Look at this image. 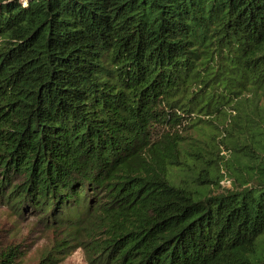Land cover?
<instances>
[{
    "label": "trees",
    "instance_id": "16d2710c",
    "mask_svg": "<svg viewBox=\"0 0 264 264\" xmlns=\"http://www.w3.org/2000/svg\"><path fill=\"white\" fill-rule=\"evenodd\" d=\"M262 91L264 0H0V204L41 215L49 255L264 264V155L221 140L249 149L222 186L191 141L219 152Z\"/></svg>",
    "mask_w": 264,
    "mask_h": 264
},
{
    "label": "rangeland",
    "instance_id": "374dc122",
    "mask_svg": "<svg viewBox=\"0 0 264 264\" xmlns=\"http://www.w3.org/2000/svg\"><path fill=\"white\" fill-rule=\"evenodd\" d=\"M218 124L219 126L212 123V125L218 126L215 135H218L217 139L220 140L218 143L222 147L219 152L206 153L207 150H212L210 142L213 140L211 139V129L208 126H205L202 134L197 137L199 140L191 139V141L206 150H202V157L197 161L210 169V164L214 165V162L217 161L220 172L217 179L222 186H230L235 176L232 170L234 168L245 169L239 158L241 157V160L249 158L243 156L244 153L249 154V149L245 147L242 149L243 151H231L221 144V140L230 144L228 139L232 140L234 137V142L240 140L248 143L260 151L262 156L264 155V91L250 96L249 100L244 102L240 116H234V130L230 121L226 123L221 120L218 121ZM226 129L227 131H225ZM230 131L234 132L233 136L229 134ZM222 135L223 138H221ZM254 155L261 156L256 152ZM210 158L216 161L208 164L207 160ZM185 175L183 178L189 183L197 180L195 173L185 172ZM20 212L21 214H18L17 211L0 204V254L6 246L15 244L18 257H20L16 259V264H47L50 262L48 257L57 258L54 264H89L88 253L82 246L69 247L62 249L59 253L53 252L49 255V250L56 237L55 233L47 226L48 224L43 218H38L41 216L40 214L36 215L23 209Z\"/></svg>",
    "mask_w": 264,
    "mask_h": 264
}]
</instances>
